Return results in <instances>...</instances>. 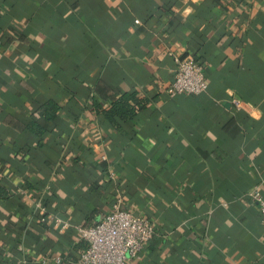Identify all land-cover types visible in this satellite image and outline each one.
<instances>
[{
	"label": "crops",
	"instance_id": "crops-1",
	"mask_svg": "<svg viewBox=\"0 0 264 264\" xmlns=\"http://www.w3.org/2000/svg\"><path fill=\"white\" fill-rule=\"evenodd\" d=\"M188 56L207 90L172 95ZM0 178V264H71L115 204L155 231L128 264H264V0H0Z\"/></svg>",
	"mask_w": 264,
	"mask_h": 264
},
{
	"label": "built area",
	"instance_id": "built-area-1",
	"mask_svg": "<svg viewBox=\"0 0 264 264\" xmlns=\"http://www.w3.org/2000/svg\"><path fill=\"white\" fill-rule=\"evenodd\" d=\"M171 56V54H169ZM175 70L170 88L172 95L199 96L206 92L207 81L203 66L193 57L175 58ZM258 206L264 226V197L257 188L249 193ZM60 230L71 228L68 222L50 220ZM86 243L85 251L71 264H128L149 244L155 231L149 219L136 216L113 205L112 210L91 227L74 228ZM60 258L55 264H60Z\"/></svg>",
	"mask_w": 264,
	"mask_h": 264
},
{
	"label": "trees",
	"instance_id": "trees-1",
	"mask_svg": "<svg viewBox=\"0 0 264 264\" xmlns=\"http://www.w3.org/2000/svg\"><path fill=\"white\" fill-rule=\"evenodd\" d=\"M146 102L144 99L137 98L135 93H131L121 95L110 104L108 109H101L95 102L92 105L96 112L103 116L104 120L117 127L120 122L132 121L144 109ZM58 111L59 108L55 102L46 101L40 106L37 114L42 120L50 122L57 116ZM27 129L38 136L43 133L42 128L35 122H31ZM9 196L10 192L5 188L0 178V200L5 201Z\"/></svg>",
	"mask_w": 264,
	"mask_h": 264
}]
</instances>
